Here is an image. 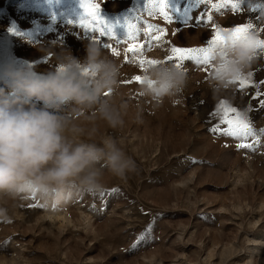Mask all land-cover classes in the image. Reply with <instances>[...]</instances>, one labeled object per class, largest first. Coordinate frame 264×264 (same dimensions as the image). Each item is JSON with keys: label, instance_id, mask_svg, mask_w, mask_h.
I'll use <instances>...</instances> for the list:
<instances>
[{"label": "rangeland", "instance_id": "1", "mask_svg": "<svg viewBox=\"0 0 264 264\" xmlns=\"http://www.w3.org/2000/svg\"><path fill=\"white\" fill-rule=\"evenodd\" d=\"M85 2L0 0V86L6 64L42 77L56 66V52L83 60L92 40L112 45L118 57L103 47L121 64L118 99L128 108L123 126L97 120L96 140H116L137 171L126 180L108 178L104 196L85 194L55 212L36 199L0 202L11 221H0V264H264V136L253 151L210 131L220 122L214 113L222 101L264 129V53L250 70L254 84L241 90L238 83L222 97L209 87L210 65L192 60L183 64L189 77L183 93L159 107L140 95L138 83H126L144 71L127 52L134 42L145 44L144 58L158 61H167L173 46H206L215 29L198 20L203 13L222 28L251 22L264 39V9L257 7L264 0H245L240 11L168 0L172 23L158 10L149 16L146 0H92L116 38L81 26ZM138 16L142 28L147 21L167 30L151 48L144 31L127 40L126 23Z\"/></svg>", "mask_w": 264, "mask_h": 264}, {"label": "clouds", "instance_id": "2", "mask_svg": "<svg viewBox=\"0 0 264 264\" xmlns=\"http://www.w3.org/2000/svg\"><path fill=\"white\" fill-rule=\"evenodd\" d=\"M258 7V5H257ZM212 47L209 87L222 97L247 76L264 53L254 29L222 33ZM81 60L68 50L54 53L55 67L44 76L6 64L0 86V202L36 199L55 212L85 194H102L108 178L126 180L137 164L110 137L96 140L97 120L123 126L128 104L118 99L122 67L92 40ZM150 65L138 85L154 107L179 97L188 73L174 62ZM136 119L142 122V112ZM0 221L9 223L0 208Z\"/></svg>", "mask_w": 264, "mask_h": 264}, {"label": "snow or ice", "instance_id": "3", "mask_svg": "<svg viewBox=\"0 0 264 264\" xmlns=\"http://www.w3.org/2000/svg\"><path fill=\"white\" fill-rule=\"evenodd\" d=\"M245 0H222L221 3H212V0H196L198 6L200 5H210L211 9L219 11L221 8H224L228 5H231L233 11H240L241 5ZM148 15H153L155 10H158L159 13L164 17L168 23H172V17L168 12V0H146ZM259 8L264 9V3L258 5ZM85 17L81 20V26L88 28L92 32H99L101 37L107 36L109 38H116V33L113 29V26H110L101 16L100 5L93 3L92 0H86L84 4ZM142 17H137V22L128 21L126 23L127 28V40L136 41L141 31H144V34L149 37L148 47L151 48V42H159L167 34L165 28H161L157 25L147 23L146 29L139 26L138 21ZM199 21L203 22L205 25L212 24L214 26L215 32L214 36L206 42V46L198 48H182L173 46L170 51L171 55L167 58V61H176V66L183 68L184 61L192 60L195 61L198 65H211V60L209 53L213 46L217 43L223 42L222 33L225 31H232L235 35L239 36L240 34L253 29L255 25L251 22L239 25L234 28H222L218 24H215L214 17L211 12L203 13L198 18ZM155 33V35H154ZM123 42V40L118 41ZM105 48H110L112 54L119 56L120 52L113 47L112 45L105 44ZM261 47L264 48V40H261ZM145 50V44L143 43H132L128 48L127 52L134 54V60L138 62L140 67L143 70H146L148 66L155 65L161 61L155 59H146L143 57ZM139 54V55H135ZM164 61V62H167ZM126 62L128 61L126 57ZM210 74V73H209ZM252 73H249L247 76L242 77L239 81L240 89H245L254 84L252 80ZM136 82L138 84L143 82V77L141 75H135L132 80L126 81V83ZM257 97L262 95L259 91L256 93ZM260 106L264 108V100H261ZM214 115L219 116L220 122L216 126L210 129L211 132L217 133L224 136H231L240 140L241 142L237 145L239 148H248L253 151L260 145V137L264 136V129L257 131L250 119L241 112L238 108L230 106L227 102L222 101L218 110ZM220 125H227V127L221 128ZM253 137L254 143H249L248 138ZM112 193L119 192V189H112ZM104 196L105 193L100 194Z\"/></svg>", "mask_w": 264, "mask_h": 264}]
</instances>
